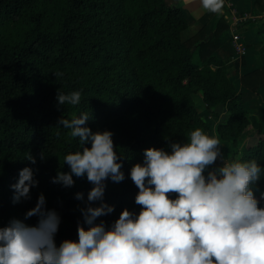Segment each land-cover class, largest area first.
<instances>
[{"label": "trees", "instance_id": "trees-1", "mask_svg": "<svg viewBox=\"0 0 264 264\" xmlns=\"http://www.w3.org/2000/svg\"><path fill=\"white\" fill-rule=\"evenodd\" d=\"M252 26L243 22L236 31L242 34ZM188 28L174 0H0V228L11 219L23 220L43 194L46 209L61 218L57 246L78 240V224L87 230L80 209L93 186L86 176L73 177L71 188L51 183L58 171H69L64 157L81 150L79 138L57 127L58 121L84 112L91 115L86 126L93 133L114 134L125 175L120 183L105 182L103 203L114 212L95 224L110 226L125 208L139 213L138 189L129 173L142 163L144 150H168L169 143L186 142L196 128L209 131L196 96L201 95L213 117L218 106L227 113L216 133L232 146L233 159L242 135L254 128L258 142L240 156L264 167V123L243 109L226 65L214 56L228 28L225 20L218 22L210 41L203 29L183 37ZM241 86L252 94L264 89V64L243 76ZM58 90L80 91V104L59 106ZM29 155L35 165L26 160ZM25 167L34 169L38 186L30 190L29 200L13 204L11 186ZM261 180L257 198L264 192V176ZM77 193L83 194L82 201ZM37 221L33 216L25 223Z\"/></svg>", "mask_w": 264, "mask_h": 264}, {"label": "clouds", "instance_id": "clouds-1", "mask_svg": "<svg viewBox=\"0 0 264 264\" xmlns=\"http://www.w3.org/2000/svg\"><path fill=\"white\" fill-rule=\"evenodd\" d=\"M225 0H200L203 10L222 14ZM57 104L79 105L81 92L58 90ZM91 115L81 113L60 119L57 127L70 129L81 150L67 154L68 172L58 171L51 183L71 188L73 177L92 184L87 205L80 209L85 227L78 224V240L56 245L61 218L46 209L40 194L23 220L11 219L0 228V264H264V192L256 196L264 167L237 155L226 161L217 135L201 128L191 131L186 142L169 143L168 150H144L142 163L129 173L138 189L139 213L125 208L106 227L97 218L114 212L103 203L106 181H124L123 156L114 147L111 131L93 133L86 126ZM90 144L91 147H85ZM41 158L44 156L42 154ZM222 166L213 167L217 160ZM35 165L36 159H26ZM11 186L13 204L30 199L38 186L34 169L25 167ZM176 194L171 197L170 194ZM75 198L83 200V194ZM100 202L98 207L91 205ZM36 216V225L25 223Z\"/></svg>", "mask_w": 264, "mask_h": 264}, {"label": "crops", "instance_id": "crops-1", "mask_svg": "<svg viewBox=\"0 0 264 264\" xmlns=\"http://www.w3.org/2000/svg\"><path fill=\"white\" fill-rule=\"evenodd\" d=\"M256 1L257 4H256ZM175 5L185 14L190 35L193 36L200 30L205 32V40L213 39V33L218 22L224 19L228 28L219 37V48L215 53L218 60L223 61L227 67L228 76L233 82L235 90L242 98V107L247 114L257 122L264 123V89L260 88L257 93H250L242 89L241 78L248 73L259 69L264 64V0H225L222 14L207 12L202 9L200 0H174ZM247 17V21L254 22V26L240 34L242 45L245 48V55L240 58L236 55L232 46V37L238 26L236 20ZM235 20V21H233ZM242 24V23H241ZM236 26V27H235ZM231 43V45H230ZM232 46V47H231ZM198 113L209 127L206 134L217 135L216 127L224 124L227 113L222 106L214 109L216 116L213 117L202 103L201 95L194 99ZM259 137L255 134L254 128L247 130L240 138L238 155L242 149L253 147L257 144ZM221 150L226 161L233 159V148L229 143L221 141ZM222 166L218 159L213 167Z\"/></svg>", "mask_w": 264, "mask_h": 264}, {"label": "built area", "instance_id": "built-area-1", "mask_svg": "<svg viewBox=\"0 0 264 264\" xmlns=\"http://www.w3.org/2000/svg\"><path fill=\"white\" fill-rule=\"evenodd\" d=\"M246 21H247L246 17L238 18L236 20V22H238V23H240V22L243 23ZM232 46H233V49H234L236 55H238V57L242 58L245 55V48L242 45L241 37L239 35H237V34L233 35Z\"/></svg>", "mask_w": 264, "mask_h": 264}, {"label": "rangeland", "instance_id": "rangeland-1", "mask_svg": "<svg viewBox=\"0 0 264 264\" xmlns=\"http://www.w3.org/2000/svg\"><path fill=\"white\" fill-rule=\"evenodd\" d=\"M239 18V17H238ZM246 19H247V17H246ZM233 21H235V20H233ZM256 21H261V20H255L254 22H251V21H248V22H251V23H255ZM241 24V22L240 23H237V25L236 26H238V25H240ZM235 26V27H236ZM190 30H189V28H188V31H187V33L183 36V37H185L186 35H190ZM234 34H237V35H239L240 36V34L237 32V31H235V33ZM230 45H231V43H230ZM232 47V46H231ZM194 62H196L195 60H194ZM196 98V97H195ZM194 98V99H195ZM196 105V104H195ZM197 107V106H196ZM251 117V116H250ZM238 151V150H237ZM238 155V154H237Z\"/></svg>", "mask_w": 264, "mask_h": 264}]
</instances>
